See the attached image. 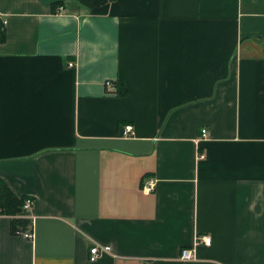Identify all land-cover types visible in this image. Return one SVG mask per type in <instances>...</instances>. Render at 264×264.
I'll list each match as a JSON object with an SVG mask.
<instances>
[{
    "label": "crops",
    "instance_id": "obj_1",
    "mask_svg": "<svg viewBox=\"0 0 264 264\" xmlns=\"http://www.w3.org/2000/svg\"><path fill=\"white\" fill-rule=\"evenodd\" d=\"M0 178V264H264V0H0Z\"/></svg>",
    "mask_w": 264,
    "mask_h": 264
},
{
    "label": "built area",
    "instance_id": "obj_2",
    "mask_svg": "<svg viewBox=\"0 0 264 264\" xmlns=\"http://www.w3.org/2000/svg\"><path fill=\"white\" fill-rule=\"evenodd\" d=\"M70 65L71 66L74 65V63H70ZM106 85L109 88L113 87V83L110 81L106 82ZM124 134L126 136H132L134 134L133 125H131V124L125 125ZM202 135L203 136L207 135L206 131L203 132ZM204 157H205L204 154H202L200 156L201 159ZM155 188H156V180L153 178L148 179L144 184V190L146 192L154 191ZM33 205H34V199L31 197H27L26 201L24 202L23 211L20 214V216L24 217V218H28V217H26V212L30 211ZM16 233L24 236L27 239H33V237H34L33 227L30 229L29 228L28 229L27 228H21V229L17 230ZM211 242H212V237L209 235L197 237V241L193 247H186V248L182 249L181 259L182 260H195L196 259V257H195L196 246L201 244V243H204L205 245H211ZM110 250H111V247H109V246H100L98 244H95L90 248V260L96 261L103 253L108 252Z\"/></svg>",
    "mask_w": 264,
    "mask_h": 264
},
{
    "label": "trees",
    "instance_id": "obj_3",
    "mask_svg": "<svg viewBox=\"0 0 264 264\" xmlns=\"http://www.w3.org/2000/svg\"><path fill=\"white\" fill-rule=\"evenodd\" d=\"M108 1L109 0H93V3L95 6H102L108 3ZM2 33H4V30ZM127 90V87H125L123 90L119 91V93L125 94ZM27 197L28 196H17L9 185L2 178H0V213L10 215L12 217L11 228L14 233L21 228H27L30 223L28 218L20 216Z\"/></svg>",
    "mask_w": 264,
    "mask_h": 264
}]
</instances>
